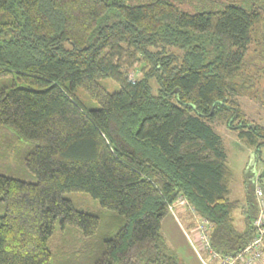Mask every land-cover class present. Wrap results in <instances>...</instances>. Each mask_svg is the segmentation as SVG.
<instances>
[{
  "label": "trees",
  "instance_id": "1",
  "mask_svg": "<svg viewBox=\"0 0 264 264\" xmlns=\"http://www.w3.org/2000/svg\"><path fill=\"white\" fill-rule=\"evenodd\" d=\"M211 1L0 0V264H183L160 230L178 197L216 251L246 246L253 186L240 227L210 122L264 144L237 100L264 107V0ZM76 191L101 210L77 209ZM56 220L79 243L50 250Z\"/></svg>",
  "mask_w": 264,
  "mask_h": 264
},
{
  "label": "rangeland",
  "instance_id": "2",
  "mask_svg": "<svg viewBox=\"0 0 264 264\" xmlns=\"http://www.w3.org/2000/svg\"><path fill=\"white\" fill-rule=\"evenodd\" d=\"M145 1L151 0H125V2L129 4ZM170 1L177 4L181 9L189 12H196L206 9L212 7L213 4L211 0ZM115 18V16L109 15L108 20L111 21ZM138 74L139 72H137V70H131L130 75L137 76ZM100 83L104 85L109 91H115L119 88L118 84L110 78H102L100 79ZM78 93L85 103H88L89 107L97 106L96 103L87 100L81 91ZM237 100L247 117L264 126V107L262 105L246 96L238 97ZM210 123L221 137V143L223 144L227 155V164L232 171V179L230 181V197L231 199H239L240 204L242 205L243 203L246 204V180H248L247 184L249 185L252 184L253 179L254 184L261 187L264 193V144H262L259 151L256 152L253 147L243 143L237 137L236 133L228 128L224 122L214 119L211 120ZM64 196L71 199L77 209L95 213H98L101 210L99 201L93 198L87 192H68L64 194ZM240 208L237 209L235 213V224L238 226L240 225L241 227L243 216L240 212ZM185 216L186 217H182V214L179 213V209L174 206L173 210H170L168 215L162 220L160 228L161 233L168 245L175 250L183 264H203L200 258L197 256V250L193 246V240H191L193 239L192 230L185 222H190L189 215L187 214ZM191 220H193V224L196 227L197 221L193 218V216L191 217ZM80 233L81 232L79 230H72L63 233L60 228L59 221L56 220L53 233L48 240V247L53 251L60 247H71L79 241V238L81 237ZM183 235L184 237L186 235L187 237L191 238L190 242L193 249L191 248L188 240H184ZM190 248L193 251H191ZM202 256V258L206 260L208 264H210L208 261L209 259H207L203 253Z\"/></svg>",
  "mask_w": 264,
  "mask_h": 264
},
{
  "label": "built area",
  "instance_id": "3",
  "mask_svg": "<svg viewBox=\"0 0 264 264\" xmlns=\"http://www.w3.org/2000/svg\"><path fill=\"white\" fill-rule=\"evenodd\" d=\"M252 186L257 210L251 219V224L256 231L246 246L235 255L221 254L211 246L209 238L211 223L205 217L196 214L184 197H178L176 202L169 206L170 210H173L177 203L189 205L190 211L196 215L195 220L197 223L195 229L200 246L198 247L194 244L193 246L197 250V256L203 264H208L206 260L202 258L201 252L203 251H205L211 259L215 260L217 262L216 264H255L256 261L264 256V193L261 187L254 184L253 179Z\"/></svg>",
  "mask_w": 264,
  "mask_h": 264
},
{
  "label": "crops",
  "instance_id": "4",
  "mask_svg": "<svg viewBox=\"0 0 264 264\" xmlns=\"http://www.w3.org/2000/svg\"><path fill=\"white\" fill-rule=\"evenodd\" d=\"M213 127V126H212ZM214 128V127H213ZM215 130V129H214ZM220 139H221V137H220ZM222 144V143H221ZM222 146H223V144H222ZM224 148V147H223ZM224 151H225V149H224ZM226 153V152H225ZM226 158H227V155H226ZM245 180V179H244ZM247 181L248 180H246V186L248 185L247 184ZM248 187V186H247ZM247 187H246V195H247V197H248V190H247ZM175 207H177L178 209H179V213H181L182 214V217L184 216V217H186L185 215H189V218H190V222H188V221H185L186 223H187V225L190 227V229L192 230V238L193 239H191V238H189V237H187L186 235H185V237H184V235H183V237H184V240L186 241V239L188 240V242H189V244H190V246H191V248H192V245H191V242H190V239L191 240H193V244L195 245V246H200V243H199V240H198V237H197V233H196V230H195V226H194V224H193V220H191V217L193 216V218L195 219L196 218V215H194L191 211H190V209H189V205H183V204H179V203H177L176 204V206ZM242 208H241V210H240V212L242 213V216H244V214H245V211H246V209H247V203L246 204H244L243 203V205L241 206ZM192 215V216H191ZM170 219H172V218H170ZM173 221V220H172ZM195 221V220H194ZM174 222V221H173ZM175 223V222H174ZM177 223V222H176ZM178 224V223H177ZM242 224H243V220H242ZM180 226V225H179ZM196 240V241H195ZM186 244H187V242H186ZM197 244V245H196ZM191 248H190V250H191ZM193 249V248H192ZM191 251H193V250H191ZM204 255H205V257L207 258V259H209L208 261L211 263V264H216L217 262L215 261V260H213V259H211L210 257H209V255L205 252V251H203L202 252ZM239 264H242V263H239ZM255 264H264V256L261 258V259H259L258 261H256V263Z\"/></svg>",
  "mask_w": 264,
  "mask_h": 264
}]
</instances>
